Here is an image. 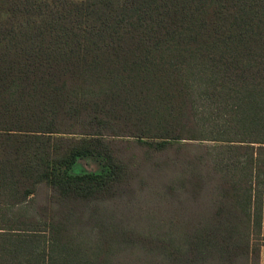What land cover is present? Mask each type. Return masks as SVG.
Instances as JSON below:
<instances>
[{
  "label": "trees",
  "instance_id": "16d2710c",
  "mask_svg": "<svg viewBox=\"0 0 264 264\" xmlns=\"http://www.w3.org/2000/svg\"><path fill=\"white\" fill-rule=\"evenodd\" d=\"M263 183L264 0H0V264H259Z\"/></svg>",
  "mask_w": 264,
  "mask_h": 264
},
{
  "label": "rangeland",
  "instance_id": "374dc122",
  "mask_svg": "<svg viewBox=\"0 0 264 264\" xmlns=\"http://www.w3.org/2000/svg\"><path fill=\"white\" fill-rule=\"evenodd\" d=\"M104 169L103 160L101 157L88 156L84 158H79L71 168V173H86V172H95L98 173ZM50 192V189L42 184L37 192L35 193L34 198L37 199L39 204L45 202L46 195ZM255 244L258 245L262 243L261 239L255 238ZM201 263V262H200Z\"/></svg>",
  "mask_w": 264,
  "mask_h": 264
},
{
  "label": "crops",
  "instance_id": "0c3cea01",
  "mask_svg": "<svg viewBox=\"0 0 264 264\" xmlns=\"http://www.w3.org/2000/svg\"><path fill=\"white\" fill-rule=\"evenodd\" d=\"M262 244L259 251V264H264V183H263V202H262V222H261Z\"/></svg>",
  "mask_w": 264,
  "mask_h": 264
}]
</instances>
